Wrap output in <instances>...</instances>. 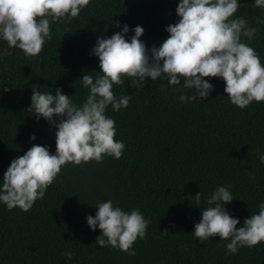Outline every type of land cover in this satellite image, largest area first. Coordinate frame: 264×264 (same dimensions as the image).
Returning a JSON list of instances; mask_svg holds the SVG:
<instances>
[{"label": "trees", "instance_id": "obj_1", "mask_svg": "<svg viewBox=\"0 0 264 264\" xmlns=\"http://www.w3.org/2000/svg\"><path fill=\"white\" fill-rule=\"evenodd\" d=\"M178 3L91 0L78 18L52 24L51 39L36 58L0 39V181L11 161L34 144L56 152L57 129L27 112L32 86L53 95L59 88L81 105L90 91L83 75L95 79L102 74L92 54L97 39L110 38L127 25L130 42L141 26L146 47L159 46L169 35L167 26L179 20ZM238 3L235 17L257 29L252 40H241L264 64V8L254 7L255 0ZM206 79L214 91L204 101H180L177 88L183 80L171 86L164 78L146 79L139 89L128 79L114 85L117 97H131L127 108L106 109L115 121V139L125 144L121 158L106 156L82 167L67 164L28 212L0 202V264H264V242L232 254L225 247L230 241L216 236L202 244L193 235L217 187H227L233 196L225 208L240 221L237 230L264 203V102L240 109L226 96L222 79ZM184 94L193 93L186 89ZM109 199L125 212L139 209L149 221L145 238L134 242V256L97 245L101 232L87 224L98 204ZM64 252L73 253L72 258Z\"/></svg>", "mask_w": 264, "mask_h": 264}, {"label": "clouds", "instance_id": "obj_2", "mask_svg": "<svg viewBox=\"0 0 264 264\" xmlns=\"http://www.w3.org/2000/svg\"><path fill=\"white\" fill-rule=\"evenodd\" d=\"M90 3L91 0H0V39L22 50L26 57L36 58L46 40L51 39L52 24L71 22ZM239 6L238 0H179L178 22L168 25L167 39L151 49L140 39L144 33L141 26L135 27L130 42L125 38L127 25L110 38H98L92 54L98 57V72L102 74L95 79L83 75V86L90 91L79 106L59 88L53 95L32 86L27 112L57 129L56 152L51 154L48 147L34 144L13 159L0 181V202L9 210L28 212L44 198L67 164L82 167L92 161L101 163L106 156L120 159L125 144L115 139V121L106 116V109L111 106L118 112L128 107L131 97H117L113 90L114 85L123 86L125 79L136 89L143 88L146 79L155 82L164 78L171 86H180L183 80V87L177 88L179 100L188 102L197 98L204 101L214 91L206 78H219L225 83L224 92L230 102L240 109L252 102H264V64L255 50L241 40H252L257 29L235 17ZM254 7L264 8V0H255ZM186 89L193 94L185 95ZM260 162L264 164V155ZM200 198L201 194L194 197L197 203ZM232 201L227 187H217L207 199L209 207L201 210L202 218L194 225L193 235L202 244L219 236L220 240L230 241L225 247L237 254L239 247L251 248L264 242V203L259 204L258 214H251L237 230L240 221L225 208ZM96 208L95 217L86 218L91 230L98 227L101 232L96 244L134 256V242L145 238L149 221L139 209L125 212L111 199ZM62 255L71 259L73 253Z\"/></svg>", "mask_w": 264, "mask_h": 264}, {"label": "rangeland", "instance_id": "obj_3", "mask_svg": "<svg viewBox=\"0 0 264 264\" xmlns=\"http://www.w3.org/2000/svg\"><path fill=\"white\" fill-rule=\"evenodd\" d=\"M84 166H86V164H84Z\"/></svg>", "mask_w": 264, "mask_h": 264}]
</instances>
